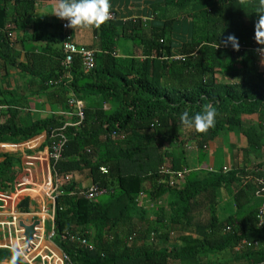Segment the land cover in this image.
I'll use <instances>...</instances> for the list:
<instances>
[{"label":"trees","instance_id":"obj_1","mask_svg":"<svg viewBox=\"0 0 264 264\" xmlns=\"http://www.w3.org/2000/svg\"><path fill=\"white\" fill-rule=\"evenodd\" d=\"M113 1L133 10L118 18L111 9L114 18L95 27V67L85 73L78 57L69 66L62 64V44L68 41L63 23L48 33L47 24H30L35 0H0V145L44 133L43 150L52 132L66 140L54 166L62 184L54 200L52 243L67 264L263 263L264 226L257 215L264 207V164L250 172L228 166L216 171L201 168V157H194L193 164L190 155H199L227 133L246 139L240 151L244 160L262 154L264 70L259 55L264 45L255 38V25L264 0ZM27 27L32 35L23 39L41 42L43 52L25 51L23 63L8 34ZM229 35L238 37V51L225 46ZM119 40L132 44L131 53L112 55ZM10 69L30 75L32 82L25 86L35 88L34 101L44 98L67 111L32 115L30 96L8 86ZM70 95L85 102L84 119L64 127L78 121L65 115L71 113ZM95 99L99 106L87 104ZM116 101L114 108L103 107ZM209 103L218 110L215 127L201 133L182 124L183 112L194 115ZM245 116H256L257 125L244 126ZM178 128L190 130L194 150L182 143L166 150L164 139ZM0 159V191L11 193L20 161L12 154L0 153ZM161 168L188 172L178 179L160 173ZM83 171L91 185L104 191L105 201L87 200L69 182ZM222 188L235 190L230 195L235 210L226 216L216 207ZM143 197L147 202L140 201ZM201 203L209 207L203 211ZM32 205L25 197L17 210L27 213ZM13 253L0 249V264H12ZM18 264L26 263L19 258Z\"/></svg>","mask_w":264,"mask_h":264},{"label":"crops","instance_id":"obj_2","mask_svg":"<svg viewBox=\"0 0 264 264\" xmlns=\"http://www.w3.org/2000/svg\"><path fill=\"white\" fill-rule=\"evenodd\" d=\"M111 9L115 11L118 18H124L127 13L126 11H130L133 9H126L124 7L123 3L114 2L111 0ZM57 6V0H35V13L34 17L30 19V24H32L33 21H43V23L48 25V33L54 32L51 31V26H57L62 23L68 24L67 20L60 19L56 17L54 14V9ZM125 10V11H124ZM112 14V13H111ZM133 18V17H130ZM52 27V28H53ZM94 29L95 27H89V28H70L66 27L64 29L62 27V34L63 36L70 42H73L77 46L86 47L88 49H98V41L95 38L94 35ZM24 35L26 37L32 35L31 28L27 27L24 29H19L18 31H15L13 40H11L13 43V48L17 49V52H21L20 61H24V53L25 51H35L36 53L42 54L40 52L42 50L43 44L41 42H29L26 39L24 40ZM13 50V49H12ZM16 51V50H15ZM39 51V52H38ZM119 51V49H118ZM117 51V52H118ZM120 53V52H119ZM121 54V53H120ZM1 64V63H0ZM11 77V78H10ZM32 79L30 75H23L21 72L15 69H10L8 71V86L13 87L14 91H17L18 94L24 93L27 96H30L32 93H34L35 88L33 87H26L25 85L27 83H31ZM33 96H30L29 99L32 101L30 102V110L32 115L40 118L46 117L48 114H55L60 115L62 113H65L67 110L59 107L58 109L54 104H48L44 98H40L38 101L33 100ZM94 102L97 106H99V101L97 99L95 100H87V104L94 105ZM85 108V102H81ZM117 101L113 102L109 105H103V107L107 110L117 106ZM258 118L256 116H245L242 118L244 126H256ZM190 130L186 129H180L178 128L177 131L171 132L169 135L171 138L165 140L164 139V146L167 147L166 150L168 151H174V148H177L180 143L184 144L185 147L188 149L194 150L195 145L194 142L191 141L189 138L190 136ZM173 136H176L175 139H173ZM167 137V136H166ZM45 141V135L44 133L40 136H37L27 142H23L20 144H2L0 145V153L1 154H12L15 155L19 161V165H15V170H17V176H16V183L21 182L24 177H27L32 180V185L39 184V177H41L42 171L40 169V161L42 159V156L46 154V149L40 150L41 145ZM160 145V143H158ZM247 146L246 139L241 135H236L233 133H227L220 135L219 137L215 138L212 142L208 144V146L204 147L201 150V153L199 155L193 154L190 155L191 162L194 164L196 162L195 158L200 157H206L205 159L207 161L203 162V164H200V167L203 169H206L208 167L214 166V161L216 160V155L218 150H222L224 153V160L223 166H228L230 169L237 168L239 170H243L245 172H250L254 166H257L258 164L263 163L264 164V149L262 150L261 156L252 155L247 161L243 159L242 154L240 153L241 150H243ZM164 150V151H166ZM2 160L0 159V162ZM204 161V159H203ZM39 162V163H38ZM220 167V168H221ZM214 169V168H213ZM264 169V167H263ZM73 182L76 183L78 189H85L88 188L91 185L90 180L88 179L87 171L83 172H76L73 174V176L70 178ZM15 187V184H14ZM150 183H145V189H149ZM50 185L47 182L45 185H38L37 188L34 190L25 192L21 191L19 193H28L31 196H34L37 198L39 202H42L44 200V196L49 190ZM15 190V188H14ZM234 188L230 189H224L222 188L217 192V204L216 207L218 209L219 213L226 212V205L228 201L231 202V192H234ZM0 195H3L0 192ZM2 199V197H0ZM143 199V200H142ZM147 202V199L145 197L140 198V201ZM13 201V198L9 201V204ZM150 207L152 205L150 204ZM202 210H206L207 205H204L201 203ZM17 208V206H16ZM231 211L234 212L235 208L234 205L231 204ZM13 208L8 207V211ZM52 245V244H51ZM42 247V244H41ZM234 264H241V263H234Z\"/></svg>","mask_w":264,"mask_h":264},{"label":"built area","instance_id":"obj_3","mask_svg":"<svg viewBox=\"0 0 264 264\" xmlns=\"http://www.w3.org/2000/svg\"><path fill=\"white\" fill-rule=\"evenodd\" d=\"M110 19H113L112 14ZM62 27L66 29L67 25L63 23ZM8 36L13 37L11 33H9ZM62 52V64L65 66H69L73 62L74 58L78 57L85 73L91 71L95 67V55L97 51L94 49L77 46L73 42L66 41L62 44ZM112 55L116 57L118 56L116 53H112ZM175 58L179 59L180 57ZM68 106L69 108H71V113H67L65 115L75 116L78 118V121L74 123H67L64 127L80 125L84 119L83 104L80 101L71 98L68 101ZM51 138L52 142L48 148L49 155L47 156V159H53L57 161L60 158L61 149L66 140L61 134L55 132H52ZM223 170L227 171L226 168H223ZM101 171L105 172L103 168H101ZM187 172L188 169L186 168L181 171H171L165 168L160 169V173L175 176L178 179H181ZM54 177L57 179L56 174H54ZM55 178H52V180L48 182L50 188L46 193V195L52 201L54 200V197L56 195V187L58 186V179L56 180ZM31 184L32 181L29 178H24L23 182L18 183L16 186H30ZM45 184H47V182ZM29 188L25 187L24 189L25 191H29L31 190ZM102 193H104V191L101 190L97 185H91L87 190L83 191L82 194L87 200H94L98 195ZM21 218V214L17 213L14 209L8 211V208L6 209L4 205L0 206V249H9L13 252L19 250L21 252L20 258L22 262L26 264L68 263V258L61 251H57L51 245H49L54 237L53 211L51 216H48V218H46V220L50 222V231L45 233V218H40V223L34 228V235L28 242L23 236L22 230L18 228V222ZM257 219L259 226H264V207L259 210ZM77 240L81 245L87 247L89 250L93 249L92 246L88 245L85 240ZM14 242H16V244H14ZM44 242H46V244L52 248L47 247ZM243 244H245L246 246H250L251 243L243 242ZM260 264H264V262Z\"/></svg>","mask_w":264,"mask_h":264},{"label":"clouds","instance_id":"obj_4","mask_svg":"<svg viewBox=\"0 0 264 264\" xmlns=\"http://www.w3.org/2000/svg\"><path fill=\"white\" fill-rule=\"evenodd\" d=\"M111 0H57V6L54 9V14L56 17L67 20L68 24L67 27L70 28H89V27H99L100 25L104 24L107 22L110 17H111ZM258 13H259V19L255 25V38L257 42L261 45H264V7L258 8ZM113 15V14H112ZM114 18V15H113ZM112 20V19H110ZM228 44H231L232 48L236 51L239 50L240 44H239V39L235 35H229L227 37V41H225V46ZM119 56V52H114ZM117 56V57H118ZM74 98L76 99L73 95H70L68 101ZM77 100V99H76ZM218 114L217 108L212 104L209 103L205 106L204 110L201 112H196L194 115L190 114L188 111H185L182 113L180 116V120L182 124L188 128H195L198 132L204 133L207 132L210 128L215 127L216 124V117ZM2 145V144H1ZM48 148L46 147V154L42 156V159L40 161V169L42 171L41 177H43L41 183L35 184V185H30V186H22V187H17L16 183L14 181L13 186L15 184V192L16 195H13V201L11 202V208H13L17 213L21 214V219L18 222V228L22 230L23 236L26 239L25 236V230L23 227H21L19 224L22 223L24 226H31L34 221H38V224L40 223V218H45L44 225H45V233L50 231V222L46 220L48 216H51L52 211H53V218H54V200L52 201L46 194L45 196L50 199V207L49 209H45L42 212H34L36 209V201L30 196H25L28 197L31 201H33V205L31 206V209L27 213H21L17 210L16 206L25 198L23 197L22 200H19L18 203H14L15 198L17 195L21 194L19 192L25 191V187L29 188L31 190H34L35 188L38 187V185H45L46 182H49L54 178V174H56L54 166L55 163L58 161H55L53 159H47V156L49 155L48 153ZM61 156V155H60ZM57 175V174H56ZM73 176V174L69 177V179ZM27 178V177H24ZM24 178L22 179L21 182H23ZM58 179V186L56 187V195H57V189L61 186L62 180L60 177L57 175ZM31 180V179H30ZM32 181V180H31ZM19 182V183H21ZM69 182H72L70 179ZM91 186V185H90ZM89 186V187H90ZM88 187V188H89ZM88 188L85 189H78L80 191H85ZM29 190V191H31ZM13 191V192H14ZM2 194L8 193V192H2ZM28 192V191H25ZM24 193V192H23ZM55 195V196H56ZM44 196V197H45ZM36 198V197H35ZM4 198L0 199V206H5L6 209L8 208L7 204L3 200ZM37 200V198H36ZM38 201V200H37ZM39 202V201H38ZM41 203V202H40ZM44 203V200L42 201ZM37 224V225H38ZM46 224H49V229L48 231L46 230ZM35 225L34 228L37 226ZM35 232V229H34ZM33 232V235H34ZM32 235V237H33ZM52 244V245H51ZM51 245L54 249L57 251H60L53 243L51 240ZM5 250V249H2ZM7 250V249H6ZM9 250V249H8ZM21 256V252L19 250L15 251L13 253L12 257V264H18L19 258ZM7 262V261H5Z\"/></svg>","mask_w":264,"mask_h":264},{"label":"rangeland","instance_id":"obj_5","mask_svg":"<svg viewBox=\"0 0 264 264\" xmlns=\"http://www.w3.org/2000/svg\"><path fill=\"white\" fill-rule=\"evenodd\" d=\"M40 23H42V24H44L43 23V21H39ZM117 47H118V49H119V51L118 52H122V54H127V53H131V51H132V44L130 43V42H127V41H125V40H119L118 41V43H117ZM259 57L261 58V60H262V65H260V68L262 69V70H264V53H260V55H259ZM36 117V116H35ZM222 136V135H221ZM46 149V148H45ZM206 158V157H205ZM204 157H201L200 158V162H201V164H203V162H205V161H207L206 159H205ZM203 159H204V161H203ZM223 160H224V153H223V151L220 149V150H218L217 151V155H216V160L214 161V166H213V168H214V170H218V169H220V167L222 166V164H223ZM55 178V177H54ZM42 179H43V177H39V182L41 183V181H42ZM56 179V178H55ZM57 180V179H56ZM13 195H16V192L14 191V192H11V193H4L3 195H0V197H3L4 199V201H5V203L7 204V206L8 207H10L11 206V204H9V201L12 199V197H13ZM25 196H30V197H32L33 199H35V201H36V209L34 210V212H42V211H44L45 209H49V207L51 206L50 205V199L48 198V197H44V203H40V202H38L37 200H36V198L34 197V196H31V195H29L28 193H22V194H19V195H17V197L15 198V200H14V203H18L19 202V200H22L23 199V197H25ZM95 200L96 201H98V202H101V201H105L106 200V196H102V195H100V196H98V197H96L95 198ZM224 205H226V209H227V211L226 212H223L222 213V215L223 216H226V215H228L229 213H232V212H230L231 211V208H229V207H231V202L230 201H228L227 203H225ZM221 215V214H220ZM222 217V216H221ZM48 229H49V224H46V230L48 231ZM178 234H179V232H177ZM46 242H47V240H46ZM46 242H44L45 244H46ZM46 246L47 247H49V248H52V247H50L49 245H47L46 244ZM2 264H10V263H8V262H3ZM170 264H177V263H173V262H171Z\"/></svg>","mask_w":264,"mask_h":264},{"label":"water","instance_id":"obj_6","mask_svg":"<svg viewBox=\"0 0 264 264\" xmlns=\"http://www.w3.org/2000/svg\"><path fill=\"white\" fill-rule=\"evenodd\" d=\"M37 224H38L37 220L34 221L31 226H24L22 223L19 224L25 230V236H26V241L27 242L32 239V235H33V232H34V226L37 225Z\"/></svg>","mask_w":264,"mask_h":264},{"label":"bare ground","instance_id":"obj_7","mask_svg":"<svg viewBox=\"0 0 264 264\" xmlns=\"http://www.w3.org/2000/svg\"><path fill=\"white\" fill-rule=\"evenodd\" d=\"M14 244H16V242H14Z\"/></svg>","mask_w":264,"mask_h":264}]
</instances>
